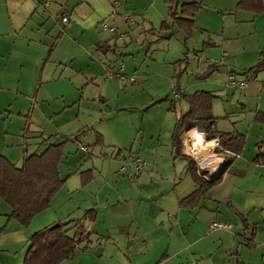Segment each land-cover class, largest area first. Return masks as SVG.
<instances>
[{"label": "crops", "instance_id": "obj_1", "mask_svg": "<svg viewBox=\"0 0 264 264\" xmlns=\"http://www.w3.org/2000/svg\"><path fill=\"white\" fill-rule=\"evenodd\" d=\"M114 1L0 0V98L17 94L32 100L27 109L12 112L10 110L15 107L10 105L9 109L4 105V113L9 115L0 113V154L11 162L21 165L23 155L40 150L41 141L45 144L49 136L55 142L63 139L62 135L56 134H64L62 130L69 121L63 119V113L66 109L72 112L77 104L81 105L89 81L94 84L98 78L103 79V89L97 86L101 89L102 105L106 110L110 108L112 99L105 90L116 76H109H113V72L117 74L120 68L122 74L127 72L123 62L115 70L117 61L107 59L110 50L115 53L117 43L129 47L135 36L140 45L148 43L146 53L153 40L174 35V26L164 30L159 28V23L167 21L169 16L165 0H117L121 3L117 13H113ZM236 1L232 0V8ZM241 12L245 16L233 11L236 21H249L255 30L264 25V11L260 14ZM123 13L129 14L130 19L122 18ZM63 15H68V25L61 21ZM102 20L113 24L116 31L100 27ZM141 28L146 33L136 34ZM156 32H159L158 36ZM102 42L107 45L99 47L98 43ZM65 44L69 48L64 57L66 64L54 61L48 66L57 49ZM259 44L262 56L264 41ZM80 53L86 57V71L73 66L74 60H80ZM146 62L148 60L140 69ZM132 70L139 72L138 68ZM139 75L145 82V74L139 72ZM256 76L247 83L244 88L247 91L239 92H244V96L255 93L258 97L248 134L239 132L247 136L246 143L251 138L254 144H245L236 155L227 152L226 157H232L230 166L196 206L183 207L179 202L195 187L183 156L180 155L185 163L182 162L181 167L179 164L170 168L164 164L161 169L154 166L163 154H170L175 159L179 157L172 150L171 140L170 151L162 153L157 144L145 147L146 135L142 132L137 147L131 144L127 149L103 153L101 147L94 151L92 146L83 144L80 138L84 136L80 137L78 133L74 143L83 159L75 163L78 153L63 156L59 165L60 175L65 179L62 187L51 199L49 207L36 214L27 226L9 218L10 206L0 199V264H21L31 235L74 215L87 231L92 232L94 249L99 252L97 247H101L100 255L94 256V249L88 248L59 264H264V161H254L259 153L258 144L264 146V122L260 120L264 113V84L257 87L259 81L264 83V68ZM134 81L135 75L130 83ZM57 100L64 106L52 109V101ZM118 102L119 99L116 106H119ZM130 102L137 103L134 98ZM45 105H49L48 108ZM105 109L101 110L103 116H107L103 113ZM37 111L45 124L33 119ZM212 113L216 121L221 117L213 112V108ZM11 118L18 122L16 128H10ZM98 134L103 139V133ZM101 139L97 140L96 136L93 144L103 143ZM79 145L86 146L87 150H81ZM19 147L23 148L21 155H17ZM134 157L145 159L146 168L132 173L128 167L122 172V162ZM81 172H87L85 184ZM88 209L95 211L91 220L84 218ZM213 221L227 222L231 228L209 229ZM117 238L123 241H117Z\"/></svg>", "mask_w": 264, "mask_h": 264}, {"label": "rangeland", "instance_id": "obj_2", "mask_svg": "<svg viewBox=\"0 0 264 264\" xmlns=\"http://www.w3.org/2000/svg\"><path fill=\"white\" fill-rule=\"evenodd\" d=\"M193 1L199 2L202 6L194 16V26L186 39L184 31L174 26V35L172 37L158 41L153 40L149 44V50L146 53L145 50L148 43L145 42V44L140 45L139 39L135 38V36L132 38V44L134 45L121 47L117 43L115 53L110 50L111 52L107 59H115L117 61V65L114 67L115 70L121 66L120 62H123L127 72L125 71L126 75H122L126 78L122 80L118 76L115 77V75L109 76L115 77V79L112 78L105 90V94L112 99L109 105L110 108H107V110L101 101L102 94H100V91L103 89V79L101 78H98L94 84H91V81L88 82L89 86L84 92L83 102L80 106L77 104L72 112L65 110L63 119H69V121L64 126V130H62L64 134L56 133L57 135H62L61 138H67L64 158L68 153L76 154L80 151L74 143L75 135L78 133L81 134L80 137L84 136V138H80L83 144L92 146L94 151L99 150L101 147L103 153H110L112 149H114V152H117L118 148L127 149L131 144L134 145V148L137 147L141 142L142 132H145L146 135L145 147L157 144L162 153L170 151L171 133L176 117L187 110V104L183 99L176 100L174 105L170 101H164L163 99L168 95H173V84L177 81L178 72L183 69L185 64L187 68L179 77V86L186 94L198 89L209 90L215 94L216 97L212 106L213 112L221 116L216 121V129L223 132L238 131L248 134V124L251 120L254 121V109L258 102L257 94L247 93L244 96V92L239 93L240 90L225 88L224 82L229 71H245L262 58L259 54V43L264 41V25L259 26V29L255 30L249 21H236L232 14L233 11L240 12L241 16H245L241 11L249 12L237 8L239 0L235 2L234 8H232V0ZM115 2L119 4V9L121 3L117 0L113 2L112 8L116 7ZM155 22L157 25L156 18ZM167 23H172L169 16ZM223 23H225V29L223 28ZM160 24L161 22L159 27ZM59 30L62 33L63 28ZM139 33L143 35L146 31L141 28L140 31H136V34ZM156 33L158 36L159 32ZM120 51L125 53L120 54ZM68 53L69 48L65 44L63 48L57 49L52 58L53 60L49 61L47 65L49 66L54 61L57 63L61 61L66 64L64 57ZM100 55L104 57L101 52ZM102 59L105 60V57ZM145 60H148V62L144 64L143 69H140L141 64ZM73 66H77L76 68L80 67L81 70L86 71L87 62L85 55L80 53V60L79 58L74 60ZM131 68H138L139 72H143L146 76V81L143 82L144 80H142L139 72L137 73L135 72L136 70ZM132 75H135V81L130 83L129 77ZM261 81H259L258 88H261L260 86L264 84ZM7 97L10 98H0V113H3V115H9V113H4V105L5 107L8 106L9 109H11L10 105H12L15 110L11 109L10 111L17 112L19 108L22 110L27 109V105L32 102L27 97L17 94H11ZM133 98L137 103L130 102ZM117 99H119V106H116L117 104L115 103ZM52 102V109L57 106L60 108L64 106L60 100ZM40 103L38 96L37 108H39L38 105ZM130 103L132 106H129ZM47 106L49 105H45L46 108H48ZM102 109H105L103 113L107 114V116L101 115ZM33 119L36 123H46L39 111L35 112ZM17 126L18 122L16 119L11 118L10 128H16ZM99 132L103 133V139H101L103 143H96L97 145H95L93 144L94 138L99 135ZM50 141L55 143L56 140L52 138ZM201 141L203 143L208 142L203 136ZM246 144L251 146L254 144V140L249 138ZM203 145H199V150H210ZM32 147L29 145V149H32ZM211 147H214V145ZM40 148H45L43 141H41ZM41 149L36 151L40 152ZM22 151L23 148L19 147L17 155H21ZM195 153L196 151L193 155ZM219 153L223 156L227 154L222 151H219ZM120 155L123 156L122 152H120ZM83 157V154L78 153L74 160L80 161ZM160 158H162L160 162H155L154 166L156 169H161L164 164L167 165V168H170L176 164L181 167V163H185L181 156L175 159L170 154L167 156L163 154ZM19 161H21V158ZM70 219H76L75 215ZM230 219L232 218L230 217ZM116 240L123 241L120 238ZM94 243L93 241L88 248H96ZM109 245L110 242L107 243V248L110 247ZM92 252L94 256H98L95 254V249Z\"/></svg>", "mask_w": 264, "mask_h": 264}, {"label": "trees", "instance_id": "obj_3", "mask_svg": "<svg viewBox=\"0 0 264 264\" xmlns=\"http://www.w3.org/2000/svg\"><path fill=\"white\" fill-rule=\"evenodd\" d=\"M168 4V15L171 24L162 21L160 29H168L177 26L185 33V39L194 26V16L201 4L197 1L165 0ZM238 9H244L251 13H260L264 10V0H239ZM106 43H98V46ZM264 57V54H262ZM184 61V60H182ZM187 65L178 72L177 81L172 87V96L168 95L163 100L170 101L172 105L176 100L183 99L187 104V110L176 117L172 133L171 146L175 155L183 156L187 160L186 170L190 174L194 189L179 202L183 207H194L208 193L222 177L226 167L231 164V158L225 156V165L221 172L212 180H206L197 174V165L193 158L182 152V133L196 127L198 131L206 135L213 134L218 138L222 150L230 151L236 155L241 153L246 144V135L237 131L223 132L216 129V118L212 113L215 94L209 90L198 89L186 94L179 86V77L185 71ZM263 58L255 65L246 69L252 73V80L257 78L256 73L263 70ZM178 97L175 99L174 94ZM264 122V113L260 116ZM45 142V148L40 152L24 154L21 165H16L0 154V199L10 206L8 217L17 221L21 226H27L32 218L49 207L51 199L60 190L64 178L59 172V165L64 156L67 138L59 142ZM97 135V140H100ZM259 153L254 161H264V146L258 144ZM118 153H120L118 151ZM87 172H81L82 183L88 179ZM95 211L88 209L84 212V218L93 219ZM55 224V223H54ZM43 227L28 239V247L21 264H59L60 262L75 257L79 251L87 249L92 242V232L85 229L80 219H69Z\"/></svg>", "mask_w": 264, "mask_h": 264}, {"label": "built area", "instance_id": "obj_4", "mask_svg": "<svg viewBox=\"0 0 264 264\" xmlns=\"http://www.w3.org/2000/svg\"><path fill=\"white\" fill-rule=\"evenodd\" d=\"M115 6L116 7L113 9V13H117L119 4L117 2H115ZM121 16L125 20L130 19V15L127 13H123ZM61 21L63 22V24L68 25L69 24L68 15H63L61 17ZM99 25L103 29H108L111 32L116 31V27L113 24L106 22L105 20H102ZM113 75L119 76L122 80H125V78H126L125 76L122 75V68L119 69L117 74L114 73ZM252 79H253L252 73L249 71H246V70L240 71V72L230 71L227 74V78L224 82V87L242 90L245 88V86L247 85L248 82L253 81ZM133 80H134V75L129 77V81H133ZM177 97H178V94L175 93L174 98L176 99ZM192 131L201 134L203 136V138L207 141H210L213 139L215 140L214 152H215V154L218 155V158L221 159L218 168H213L212 164L210 162H207L206 164H200L195 160V158L193 156V152L195 151V148L193 145V140H192V135H191ZM206 136L207 135L204 132L198 131V129L196 127L185 130L181 135L182 152L184 154L190 156L191 158H193V160L195 161V163L197 165V167H196L197 174L203 176V178H205L206 180H212L221 172V170L223 169V167L225 165V161H226L225 156L221 155L219 153V151H222L224 153H227L228 151H224L221 149L218 138L214 137V138L206 139ZM186 141H187V143H186ZM186 145L188 147H190L191 153L185 151ZM79 148L81 150H84V151L87 150L86 146H83V145H79ZM147 164L148 163L145 159H142L140 157H134V158L127 160V161L124 160L121 164L120 170L122 172H125L127 170V168L130 167L132 173H139L146 168ZM204 167H209L212 173L210 174L208 172H204L203 171ZM216 228L229 229V228H231V224H229L227 222H222V221H213L209 224V229H216Z\"/></svg>", "mask_w": 264, "mask_h": 264}, {"label": "bare ground", "instance_id": "obj_5", "mask_svg": "<svg viewBox=\"0 0 264 264\" xmlns=\"http://www.w3.org/2000/svg\"><path fill=\"white\" fill-rule=\"evenodd\" d=\"M191 135H192L193 145L196 151L195 155H193L195 160L200 164H206L207 162H210L213 168H218L221 159L218 158V155L214 153V147H211L213 145L215 146V141H208V142L203 143L201 141L202 139L201 134L192 131ZM199 145H203L206 148L208 147L211 151L210 150H199L198 148ZM185 151L191 153L190 147L186 145Z\"/></svg>", "mask_w": 264, "mask_h": 264}, {"label": "water", "instance_id": "obj_6", "mask_svg": "<svg viewBox=\"0 0 264 264\" xmlns=\"http://www.w3.org/2000/svg\"><path fill=\"white\" fill-rule=\"evenodd\" d=\"M210 138H214V135L211 134L210 136H209V135L206 136V139H210ZM203 171H204V172H208V173H210V174L212 173L209 167H204V168H203ZM56 225H58V224H57V223L53 224V226H56ZM95 254H96V255H100V248H99V252H95Z\"/></svg>", "mask_w": 264, "mask_h": 264}]
</instances>
